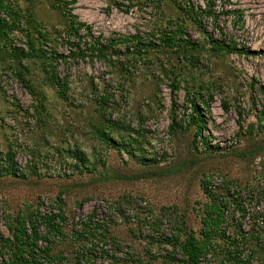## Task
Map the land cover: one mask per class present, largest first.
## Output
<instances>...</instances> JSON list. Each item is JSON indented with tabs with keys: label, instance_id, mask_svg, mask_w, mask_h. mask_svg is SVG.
I'll return each instance as SVG.
<instances>
[{
	"label": "rangeland",
	"instance_id": "rangeland-1",
	"mask_svg": "<svg viewBox=\"0 0 264 264\" xmlns=\"http://www.w3.org/2000/svg\"><path fill=\"white\" fill-rule=\"evenodd\" d=\"M0 1L19 13L0 44V152L11 148L20 174L0 176V264L17 217L57 212L60 234L37 225V250L47 254L38 264H175L170 243L197 233L210 199L225 205L224 236L240 262L264 264V57L213 49L205 35L264 51V0H207L214 14L241 17L202 16L198 26L173 0ZM57 2L83 24L76 36ZM167 21H182L196 47H159ZM136 42L156 47L138 50ZM38 47L55 54L67 100L46 78L51 58L35 56ZM12 48L25 53L22 78L43 97L39 115ZM186 96L209 106L199 138L185 127ZM216 236L201 263L234 264L226 257L232 246Z\"/></svg>",
	"mask_w": 264,
	"mask_h": 264
},
{
	"label": "trees",
	"instance_id": "trees-1",
	"mask_svg": "<svg viewBox=\"0 0 264 264\" xmlns=\"http://www.w3.org/2000/svg\"><path fill=\"white\" fill-rule=\"evenodd\" d=\"M173 2L176 9L180 12L181 16L183 18H188L197 26L200 24V19L202 16L212 18V20L214 21L213 23H215V19L217 18V15L219 13L223 15L237 13L235 18L236 21H239L241 17V14L240 12H238V10H224L214 14L212 11L213 4L211 2H208L207 0L206 5L204 7H201L199 5H193L189 0H173ZM63 4L57 2L56 7L68 17V26L66 28L67 33L69 35L76 36L78 31L83 27V24L77 22L75 20V17L68 11L64 12ZM18 23V11L16 9H13L10 4L0 1V44H5L7 41H9V37L17 27ZM166 23V29H164L165 31L161 33L159 35V38L157 39V45L159 47L162 46L169 49L176 48V50L180 51L181 54L184 53V51H186L190 47H196V44L189 38L188 34L186 33V29L183 26L182 21H180L179 23L167 21ZM205 35L207 43L213 49L224 50L227 52L242 54L246 56L250 55L264 57V51L254 52L245 49H236L235 45L233 44H226L224 41L215 40L211 37L210 34ZM126 40L127 39H121L118 41L123 42ZM27 41L29 42V39ZM113 42L117 43V41ZM135 45L136 47H138V50L141 49L140 47H143V50L156 47L155 45L149 42L144 46H140L137 42ZM75 49H77L76 44ZM33 52L36 54L35 56L37 57L41 56L46 57L48 59L51 58V62H49L46 67H44L43 72L45 73L46 78L50 81V83L55 86L58 97L62 100H67L66 80L59 79L54 72L55 63L53 61H56L57 59L56 57H52V55L55 54L50 53L49 56V54H46L39 47L33 49ZM24 55L25 53L22 49L12 48L11 56L14 60L17 61L18 65L21 68V71L19 72L21 77V83L32 96L36 97L34 111L36 115H39V113L44 110V106L42 104L43 97L40 94H36L33 88L31 87L30 82L22 78L23 75L27 72L26 66L20 65ZM173 88L175 89V86ZM186 97L189 104L190 114L188 115L185 127L188 128L189 126H193L195 129L194 137L199 138L201 135V131L203 130V113L208 111L209 106L207 102H202V104L198 106L197 101L193 96ZM208 100H211V97H209ZM98 103L100 106L104 105L103 100L99 101ZM172 104L173 103H171V105ZM175 125L176 124L174 122V118L172 117L168 127L169 129H173V126ZM98 136L105 143L113 144L111 138L105 132L104 129L99 130ZM13 158L14 152H12L11 148L7 149L4 152H0V176H20V174L18 173L17 166L13 162ZM74 158L77 161L81 160V156L78 153H75ZM55 201L57 203H60V198L57 196ZM224 209V203L220 204L219 202H215L213 199H210L207 207H204L202 210V216L200 217V228L198 229L197 233L195 234L192 231H186L183 233V238L180 242L174 240L173 243H170L171 247H173V249H177L179 252L178 255L172 253L173 256H179V259L174 260L175 264H202L200 261L201 257L205 256L208 253V248L213 243V238L217 237V231L219 234L218 238L226 241V244L228 246L230 245L229 238L224 236V229L222 228V225L225 222L223 218ZM238 209L240 211V215L243 216L244 209L241 206H239ZM59 216L60 214L59 212H57L56 214H36L24 217H17L15 224L13 226L8 227L10 239L4 240V243L6 244L8 249V258L6 264H38L36 259L39 256L47 257L45 251L43 252L42 250H37V240L39 238L37 234V225L39 223H42L48 233L50 232L52 233V235H58L60 234V229L58 226L59 224L57 222L54 224V220L56 218H59ZM27 229L28 232H26ZM237 237V240L240 242L239 244L241 245L240 247H242L243 236L241 235L239 228L237 232ZM251 237V239L255 240L256 242L257 236ZM235 245L237 244L233 243L232 245H230L232 246L233 250H227L226 257H228L229 260L232 261L234 264H243L239 260L241 257V250H238ZM259 249L264 251L263 246H259ZM243 261L247 264L249 262V259L246 257L243 259ZM74 264H80L79 260H76Z\"/></svg>",
	"mask_w": 264,
	"mask_h": 264
}]
</instances>
